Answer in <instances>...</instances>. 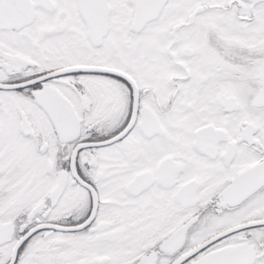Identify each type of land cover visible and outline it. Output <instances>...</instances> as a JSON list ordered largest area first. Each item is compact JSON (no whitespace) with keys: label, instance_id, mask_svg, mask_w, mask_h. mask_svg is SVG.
Listing matches in <instances>:
<instances>
[{"label":"snow or ice","instance_id":"6c2138e0","mask_svg":"<svg viewBox=\"0 0 264 264\" xmlns=\"http://www.w3.org/2000/svg\"><path fill=\"white\" fill-rule=\"evenodd\" d=\"M0 264H264V0H0Z\"/></svg>","mask_w":264,"mask_h":264}]
</instances>
